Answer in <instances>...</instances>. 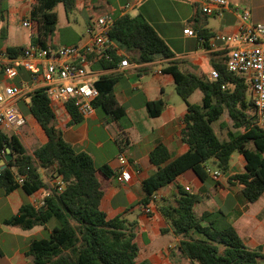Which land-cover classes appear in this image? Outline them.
Returning a JSON list of instances; mask_svg holds the SVG:
<instances>
[{
	"label": "trees",
	"instance_id": "trees-1",
	"mask_svg": "<svg viewBox=\"0 0 264 264\" xmlns=\"http://www.w3.org/2000/svg\"><path fill=\"white\" fill-rule=\"evenodd\" d=\"M59 4L70 14L76 0H35L30 18L38 24V34L32 37L33 45H48V38L57 30ZM5 12L7 8L0 0V20H5ZM199 36L208 39L203 31H199ZM109 37L119 48L131 52V60L136 64L150 63L156 56L174 57L167 43L141 16H114ZM25 48L9 46L5 51L9 57L17 58L23 55ZM117 51L118 47L111 45L92 63V69L115 68L123 60ZM212 68L218 72L214 81L184 73L176 62H171L165 70L174 76L176 92L186 104L182 140L189 150L172 158L168 147L160 143L150 152L149 161L156 169L142 181L145 197L139 206L149 205L160 188L189 171L206 179L209 161H214L217 169L228 174L229 184L242 188L250 203L264 196V130L257 125L258 116L248 81L229 72L226 60L213 62ZM21 76L27 82L31 80L24 70L20 71ZM16 82L20 83V79ZM116 82L117 78L112 76H101L95 81L99 96L93 106L113 120H121L126 109L115 98ZM196 91L202 93L200 104L190 102ZM28 96L29 112L44 130L47 142L36 145L29 154L19 135L0 130V163L5 159L7 147L13 154L5 168L0 164V189L7 194L17 189L28 195L41 189H48L49 193L43 204L22 205L4 224L30 230L46 226L52 219L57 221L48 238L31 241L27 254L35 264H140L135 240L137 223L124 216L108 219L101 209L104 190L98 174L112 179L115 173L107 165L96 167L89 154L76 151L64 140L62 129L55 124V106L44 88H37ZM66 105L71 115L70 124L81 122L83 117L77 107L73 103ZM164 106L163 99L148 102L149 116L158 117ZM226 114L232 126L226 138H221L214 125ZM224 127L226 125L221 124V129ZM236 152L240 154L244 171L230 173V161ZM40 170L51 180L61 179L62 191L55 184L49 187ZM213 177L218 181V177ZM199 202L198 195L180 187L176 207L164 203L158 206L168 223V229L162 232L171 230L179 238L180 251L191 264H264V253L246 246L221 213L204 212L199 216L195 211Z\"/></svg>",
	"mask_w": 264,
	"mask_h": 264
},
{
	"label": "crops",
	"instance_id": "crops-1",
	"mask_svg": "<svg viewBox=\"0 0 264 264\" xmlns=\"http://www.w3.org/2000/svg\"><path fill=\"white\" fill-rule=\"evenodd\" d=\"M9 1H13V4L5 12L7 21L14 14L20 15L23 19L22 25L24 21L29 22L30 33L27 36L16 31L10 33V27H7L0 38L1 51H5L9 46L27 47L32 44V37L38 34V24L30 18L35 0ZM228 1V9L220 15H204L200 10L199 0H138L134 8L125 12L123 9L127 0H76V7L70 13L73 17L66 13L62 4L56 7L57 30L48 38V44H90L92 39L88 30L93 20L100 15L141 16L167 43L174 55L170 59L156 56L150 63L136 64L131 60V52L119 48L118 44L114 43V46L118 47V56L126 59L129 66L121 67L118 63L115 68L94 70V80L101 76L117 78L114 95L126 109V115L121 120H113L104 113L98 114L95 109L92 115L83 117L81 122L70 124L71 115L67 105H54L55 124L62 129L64 140L76 151L89 154L96 167L107 165L116 176L120 166L119 154L123 152L127 157L128 168L133 175L130 183L121 184L115 177L107 179L98 174L104 190L101 209L108 219L124 216L128 221L137 223L135 240L139 246L137 262L140 264H191L180 251L179 238L171 230L162 232L168 229V223L158 210V206L163 203L176 207L180 187L189 188L188 192L200 197V202L195 206L199 216L204 212L221 213L223 219L237 230L246 246L260 249L264 253V196L259 201L250 203L243 195L242 188L229 184L228 174L222 173L216 167L215 171L221 172L218 181L208 172V166L206 172L209 176L204 180L189 171L156 192V203L149 204L152 207L151 213H145L147 206L138 205L145 197L142 181L156 169L149 161L150 152L160 143L168 147L172 158L179 157L189 150L182 140L186 104L176 92L174 76L165 70L171 62H176L182 72L208 78L209 73L214 70L213 62H225L228 53L222 43H217V47L211 49L197 37L186 36L184 30L190 28L198 33L203 31L208 39L216 33H236L241 21V10L244 9L240 6L245 1ZM250 13L252 23H264L263 18ZM81 19L85 22L84 27L77 26ZM82 29L83 32L80 31ZM19 79L24 80L22 76ZM5 82L0 71V85ZM13 82L17 83L16 80ZM26 83L31 92L42 87L40 83L31 80ZM198 92L200 91L191 96V103H201V92V96L193 101ZM28 94L15 105L26 118L27 122L23 126H28L29 138L23 137V126L9 133L19 135L28 153L32 154L36 145L47 142V136L34 117L31 114L25 115L20 107L24 103L29 112L26 102L29 99ZM159 99L165 100L164 109L158 117L152 118L148 114L147 103ZM9 104L10 102H7L5 106ZM212 163L215 165L214 161ZM230 167V173L244 171L240 159L234 166L231 159ZM40 173L47 185L53 187L55 179L51 180L44 170H40ZM48 193V189H41L33 195H28L22 189H17L7 194L1 189L0 264H35L27 254L31 241L44 238V232L48 231L50 234L55 225L50 228L46 225L24 230L6 225L4 221L16 215L24 204H40ZM194 236L200 238L198 234Z\"/></svg>",
	"mask_w": 264,
	"mask_h": 264
},
{
	"label": "built area",
	"instance_id": "built-area-1",
	"mask_svg": "<svg viewBox=\"0 0 264 264\" xmlns=\"http://www.w3.org/2000/svg\"><path fill=\"white\" fill-rule=\"evenodd\" d=\"M137 4L138 0H127L124 12ZM199 6L204 15H220L228 9L229 1L199 0ZM240 19L239 29L234 34L216 33L205 39L190 28L185 29L184 34L188 37H197L202 44H208L211 49L216 48L217 43L224 45L228 53L227 69L247 79L258 116L257 125L264 130V23H252L248 9L241 10ZM113 23V15L97 16L88 30L92 41L83 46L49 43L46 47H41L31 44L25 48L23 55L17 58H11L6 51L0 50V71L6 81L0 85V130L9 132L27 122L15 105L31 92L25 80H20V83L13 82L20 77L21 70L29 74L31 81L42 85L40 88L45 89L47 97L54 105L73 103L82 117L92 115L95 110L93 102L98 98L99 91L95 87V73L91 65L114 45L109 37ZM23 26L28 27L29 22L24 21ZM120 66L128 67L129 62L123 59ZM217 78L218 72L212 70L208 79L214 81ZM7 102L10 104L5 106ZM118 161L120 166L115 180L121 184L130 183L133 175L123 152L119 154ZM208 172L216 177L221 176L219 171L208 169ZM54 184L62 191L64 183L61 179H56ZM156 201L154 196L152 202ZM41 204L43 201L38 205ZM151 211L152 207L147 205L145 213L149 214Z\"/></svg>",
	"mask_w": 264,
	"mask_h": 264
},
{
	"label": "rangeland",
	"instance_id": "rangeland-1",
	"mask_svg": "<svg viewBox=\"0 0 264 264\" xmlns=\"http://www.w3.org/2000/svg\"><path fill=\"white\" fill-rule=\"evenodd\" d=\"M30 1V0H27ZM245 2L242 4V6H240L241 8L244 9H248L250 12H252V14L256 17L259 18H263L264 19V0H244ZM3 4L7 9H10V6L13 4V1H9V0H3ZM14 7L16 5H13ZM71 17H73L72 14H70ZM20 15H16L14 14L13 16H11L9 18V20L7 21V19L5 18V20H0V38L2 36L3 30H7V27H10V33L16 31L18 34H22L25 36H27L30 33V29L28 27H25L22 25V18H20ZM77 26H81L84 27L85 26V22L81 19L79 24ZM84 29L80 30L81 32H83ZM11 37V35H10ZM201 93L198 92V94L193 98V101H196V97H200ZM29 99L26 101L27 103H29ZM199 102V100H198ZM20 107L22 108V111L25 115H29L30 113L28 112V109L26 108L25 104L22 103L20 105ZM98 114H103V112L101 110H97ZM221 124L222 125H226V127H224V129H221ZM232 126V121L230 120L229 116L226 114L224 115L221 120L219 122H217L214 125V128L216 130V132L218 133V135L221 138H226L227 136V131L229 128H231ZM21 132L24 138H29L30 135V130L28 129V126H23V128H21ZM240 159V154L238 152L234 153L232 156V165L234 166L236 163L239 162ZM207 166L209 167V169H211L212 171H215V166L213 165L212 161H209L207 163ZM1 191V189H0ZM48 227H52L54 225H57V221L52 219L48 224ZM50 236V234L48 233V231L44 232L43 237L44 238H48Z\"/></svg>",
	"mask_w": 264,
	"mask_h": 264
},
{
	"label": "water",
	"instance_id": "water-1",
	"mask_svg": "<svg viewBox=\"0 0 264 264\" xmlns=\"http://www.w3.org/2000/svg\"><path fill=\"white\" fill-rule=\"evenodd\" d=\"M6 152H7V154L5 156V159L1 162L2 169L5 168L6 163L9 162L13 158V154L11 152L10 147H7Z\"/></svg>",
	"mask_w": 264,
	"mask_h": 264
}]
</instances>
